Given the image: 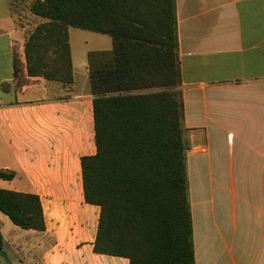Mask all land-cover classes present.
Returning a JSON list of instances; mask_svg holds the SVG:
<instances>
[{"label": "crops", "instance_id": "obj_1", "mask_svg": "<svg viewBox=\"0 0 264 264\" xmlns=\"http://www.w3.org/2000/svg\"><path fill=\"white\" fill-rule=\"evenodd\" d=\"M33 1L0 0V170L15 174L0 189L39 195L47 228L0 214L3 245L10 264H129L94 251L101 207L82 158L97 153L95 97L73 28V86L28 75L25 43L45 21ZM177 17L196 264H264V0H177Z\"/></svg>", "mask_w": 264, "mask_h": 264}, {"label": "trees", "instance_id": "obj_2", "mask_svg": "<svg viewBox=\"0 0 264 264\" xmlns=\"http://www.w3.org/2000/svg\"><path fill=\"white\" fill-rule=\"evenodd\" d=\"M30 11L45 20L25 43L30 77L70 89V29L112 39L111 49L88 53L97 153L82 158V175L86 202L101 207L95 253L196 264L177 0H34ZM14 178L0 170V179ZM0 212L23 230L46 231L37 194L0 189Z\"/></svg>", "mask_w": 264, "mask_h": 264}, {"label": "rangeland", "instance_id": "obj_3", "mask_svg": "<svg viewBox=\"0 0 264 264\" xmlns=\"http://www.w3.org/2000/svg\"><path fill=\"white\" fill-rule=\"evenodd\" d=\"M72 38L74 41L75 63L78 71V81L83 84L89 74L86 73L88 68V52L99 49H110L112 47V39L108 35L97 34L91 31L73 28ZM102 38L108 40L109 44L103 41ZM3 214V213H0ZM19 257L11 251L6 242L3 245V254L0 255L1 264L14 263ZM19 264H21L19 262Z\"/></svg>", "mask_w": 264, "mask_h": 264}]
</instances>
